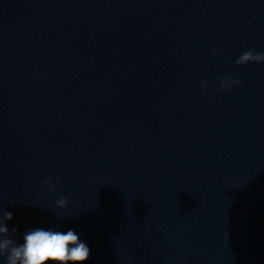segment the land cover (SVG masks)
I'll return each mask as SVG.
<instances>
[{"label": "water", "instance_id": "95a60500", "mask_svg": "<svg viewBox=\"0 0 264 264\" xmlns=\"http://www.w3.org/2000/svg\"><path fill=\"white\" fill-rule=\"evenodd\" d=\"M246 51L264 53V0H0L11 238L74 230L82 264H264V62Z\"/></svg>", "mask_w": 264, "mask_h": 264}, {"label": "clouds", "instance_id": "9594fccd", "mask_svg": "<svg viewBox=\"0 0 264 264\" xmlns=\"http://www.w3.org/2000/svg\"><path fill=\"white\" fill-rule=\"evenodd\" d=\"M250 61L264 62V53L246 51L236 60L237 64H246ZM207 84L208 81H203ZM240 81L234 78L225 77L222 87L231 88L233 84ZM205 91H207L205 89ZM46 185L55 190L51 181H45ZM51 195V192L49 193ZM68 198L64 197L57 201L60 207L67 205ZM12 220L13 213L5 212L0 218V256L7 257L6 264H82L90 257V248L86 242L74 230L67 232L36 228L25 233L23 243L17 242L9 235L10 229L4 220ZM13 228L11 233L14 234Z\"/></svg>", "mask_w": 264, "mask_h": 264}]
</instances>
